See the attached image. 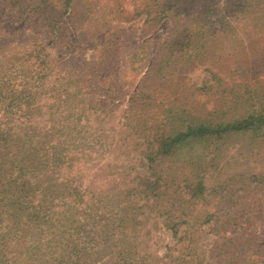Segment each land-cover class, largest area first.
<instances>
[{"label": "trees", "instance_id": "obj_1", "mask_svg": "<svg viewBox=\"0 0 264 264\" xmlns=\"http://www.w3.org/2000/svg\"><path fill=\"white\" fill-rule=\"evenodd\" d=\"M68 4L70 0H64ZM189 4V0H160L158 14L163 18L170 11L184 13ZM198 5L199 16L176 26L173 45L188 59L196 58L197 46L202 48L201 39L215 24L223 26L212 20L216 16L209 0ZM44 11L37 10V21L31 14V25L48 26ZM61 16L52 22L62 24L67 33L69 20ZM150 20L148 16L144 23ZM261 20L264 6L254 18L255 23ZM6 35L7 31L0 30V53L8 58L9 66L17 62L19 72L31 71V93L27 84L12 83L11 77L17 73L0 77V264H189L180 254L172 257L169 250L168 262L163 263L147 237L160 225L176 234L185 224L182 233L186 234L200 218L212 228L219 221L222 226L223 193L236 181L215 176L216 160L208 147L224 148L226 138L233 134L262 135L264 108L225 120L212 112L203 116L190 107L159 102L161 117L144 126H130V119L145 115V111L134 112L123 124L132 148L120 146V154L132 156V160L115 165L121 176L96 193L83 187L81 174L84 165L94 159V148L85 143L90 130L85 110L93 108L97 100L66 63L47 59L40 46L12 45ZM170 48L164 51L168 56ZM156 55L163 62H151L149 70L158 78L168 76L162 65L170 58L164 59L160 51ZM39 91L44 94L41 103ZM36 115L44 117L41 123L33 121ZM106 130L98 136H104ZM217 194L221 198L216 199ZM204 201L211 206L198 207ZM221 230L226 233L225 227ZM229 238L239 239L237 235ZM179 239L184 238L180 235ZM257 252L264 259L261 249Z\"/></svg>", "mask_w": 264, "mask_h": 264}, {"label": "rangeland", "instance_id": "obj_2", "mask_svg": "<svg viewBox=\"0 0 264 264\" xmlns=\"http://www.w3.org/2000/svg\"><path fill=\"white\" fill-rule=\"evenodd\" d=\"M159 1L70 0L66 6L64 0H0V30L7 31V41L25 49L40 46L47 59L66 63L75 71V79L97 100L93 108L85 110L86 128L90 129L85 143L94 148V159L84 165L81 174L83 187L96 193L111 185L114 177L119 178L118 167L132 160V156L120 154V146L128 144L127 150L132 148L123 124L134 112L145 111V115L130 119V126H144L152 118L161 117L159 102L190 107L203 116L212 112L225 120L264 108V20L254 21L264 2L209 0L216 16L212 20L223 26L215 24L211 33L201 39L202 48L197 46L196 58L188 59L173 45L176 26H182L188 17L199 16L201 0H189L187 11L180 14L170 11L163 18L158 14ZM41 8L45 9L43 18L48 26H39L38 22L35 27L31 25V14H35L37 21V10ZM60 15L61 19L69 20L67 33L62 24L52 22ZM148 16L152 22L144 23ZM165 48H170V56L167 50L165 54ZM159 51L164 59L170 58L168 65L161 64L163 73L169 75L161 78L149 70L151 62H163L156 55ZM7 59L0 53V77L9 78L11 73H17L11 77L12 83L27 84L31 93V71L19 72L17 62L9 66ZM43 98L40 92V103ZM41 116L36 115L33 121L41 123L44 118ZM104 129L105 135L99 137L98 132ZM262 133L233 134L226 138L224 148L214 144L208 147L209 155L216 160L215 176L236 181L223 193L225 213L221 215V225L226 233L222 232L220 221L212 228L211 224L202 223L201 218L193 222L186 234L182 233L185 224L176 234L160 225L147 237V243L163 263L168 262L165 256L169 250L172 257L180 254L184 261L190 260L189 264H264L257 252L261 249L264 256ZM215 197L221 198L219 194ZM211 200L215 202L214 197ZM207 201L200 202L198 207L207 206ZM180 235L184 239L180 240ZM232 235L239 239L229 238ZM140 246L138 243V249Z\"/></svg>", "mask_w": 264, "mask_h": 264}]
</instances>
